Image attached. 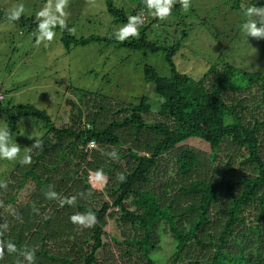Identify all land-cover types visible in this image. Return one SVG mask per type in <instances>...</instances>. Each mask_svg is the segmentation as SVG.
<instances>
[{
    "label": "rangeland",
    "instance_id": "rangeland-1",
    "mask_svg": "<svg viewBox=\"0 0 264 264\" xmlns=\"http://www.w3.org/2000/svg\"><path fill=\"white\" fill-rule=\"evenodd\" d=\"M223 1L226 0H191L187 13L179 12L177 8L180 5L177 2L172 8V14L165 20L158 19L150 29L151 39L157 40L159 45H168L170 42H163L164 39L169 41L172 37L176 40L174 36L177 37L186 30L187 40L183 42L178 56L175 55L173 59L176 58L177 69L193 79H198L207 71L209 64L220 56L218 50L222 48L221 58L226 57V61L238 62L240 67L248 70L253 65L264 67V40L245 37L239 22L243 17L238 12L231 11L229 6L233 4L232 0H229L226 8ZM249 1L251 0H240V5ZM46 2L47 0H0V9L9 12L14 5L22 3L25 7L22 15L34 17L38 21L36 13ZM138 3L139 0H114V5L123 8L128 15L132 9H135L136 15L141 11L136 7ZM66 11L69 13L67 22L74 29L71 33L76 37L115 33L116 29L110 25L111 17L105 11L103 0H69ZM145 12L147 13L146 10ZM209 19L210 23L214 22L213 27L209 26ZM151 23L153 22L148 21L147 17L145 25L150 26ZM228 25L231 26V32ZM202 31L209 33V42H204L205 35ZM215 31L220 32V37L213 42L210 33ZM55 32L56 37L51 43L37 46V30L24 31L16 23L0 19V85L2 92H5L4 106L8 102L14 105H33L45 110L57 127L78 132L79 128H90L87 125L103 129L112 121L120 120L122 113H118V110L137 104L139 97L144 96L149 103L144 106L146 111L142 114L145 123L164 121L155 112L156 96L151 86L143 80L145 65L154 67L161 76L168 75L163 53L143 55L139 51L118 49L114 45L100 43L74 47L67 51L60 42L58 31ZM245 64L249 66L244 67ZM223 96L228 106H233L238 101L241 103L243 109L238 107L237 111L242 122L247 125H252L254 120L262 123L258 139L264 160V96L260 88L254 86V89L243 91L231 89L225 91ZM79 109L80 115L77 112ZM4 126L6 124L0 116V127ZM18 127L19 132L12 137V141L19 144L21 153L32 147L35 139L40 140L42 146L32 149V163L28 165L0 159V182L7 185L0 189V235L9 241L21 242L23 247L36 252L42 250L43 246L46 255L69 260L71 264H81L78 256L87 255L90 243H87L86 238L91 230L73 224L69 217L76 213L84 214L81 208L99 209L104 202L110 205L114 200L113 189L121 181L120 176L129 174L136 165L128 151L137 152L139 157L143 156L150 152V147L159 137L147 130L124 127L114 132L119 138L120 148L96 144L93 151L84 154L80 151L83 149L80 142L67 136L57 146L46 151L45 148L56 140L52 134L43 135L44 128L38 122L22 119ZM179 146L197 151L201 164L207 165V157L212 153L209 144L193 138ZM228 148V145H221L216 156L224 158ZM113 151L116 153L115 157L110 155ZM41 152L43 157L39 160L36 157ZM175 158V151L169 149L158 158L152 171V182L148 188L155 193L161 206L174 197L176 188L181 183ZM101 164L113 171L109 181L106 173L98 167ZM88 166L103 176L98 184L99 189L96 186H85ZM12 168L16 173L10 176ZM30 168L41 181L48 178L44 191L32 177L24 179V173ZM19 185L14 201L9 203V193ZM166 186L171 187L166 189ZM48 192L57 193V198H48ZM72 196L76 197L74 205H61V199ZM34 210L36 213H33ZM45 220H48L46 224ZM260 223H264V216ZM41 232L47 234L44 239ZM102 239L103 246L97 252L95 264H141V259L135 253L128 256L124 254L123 246L115 243L114 239L121 241L115 221L108 223ZM162 240L161 249L151 255L159 263L165 262L170 253L169 240L165 236ZM3 248L0 262L28 264L21 255L22 250L16 247L15 252H9L5 242ZM141 262L145 263L144 260ZM35 264L62 263L35 255Z\"/></svg>",
    "mask_w": 264,
    "mask_h": 264
},
{
    "label": "trees",
    "instance_id": "trees-1",
    "mask_svg": "<svg viewBox=\"0 0 264 264\" xmlns=\"http://www.w3.org/2000/svg\"><path fill=\"white\" fill-rule=\"evenodd\" d=\"M103 1L105 11L111 17L110 25L116 30L127 22L129 16L136 15L135 9L129 15L126 14L123 8L114 5V0ZM232 1L233 4L229 7L232 12H238L243 17L239 20L242 24L246 17L241 10L240 0ZM248 3L262 6L264 0H251ZM223 4L226 8L229 0L223 1ZM136 7L146 10L143 0H139ZM177 9L179 12L183 11L181 7ZM7 13L0 9V19L9 22ZM147 17L153 23L150 26L144 24L140 28L139 38H129L123 43L115 39V33L76 37L67 30L61 31L59 26L54 30L58 31L60 42L67 51L74 47L100 43L114 45L118 49L139 51L143 55L163 53L168 75L161 76L154 67L145 65L143 80L151 86L156 96L155 112L166 122L145 123L142 114L146 111L144 106L148 102L144 96L139 97L137 104L119 109L118 113H122V118L112 121L103 129H97L94 125L88 129L79 128L78 132L70 128L61 129L45 110L30 104L14 105L11 102L4 106L5 98L0 101V116L12 137L19 132L20 120L29 119L40 123L44 128L43 135L52 134L56 140L45 148L46 151L57 146L66 136L79 141L81 146L94 141L102 147L104 144L120 148L119 138L114 132L124 127L147 130L159 137L150 147V152L143 156L139 157L137 152L128 151L136 165L113 189L114 200L110 205L104 202L99 209L81 208L84 213H95L97 220L90 227L91 232L86 238L87 243H90L87 255L78 256L81 264L96 263L97 252L103 246L104 229L110 221H115L120 232L121 241L114 239L115 243L123 246L124 254L131 256L135 253L145 261L143 263L140 260L141 264H264V223H260L264 216V160L258 139L262 123L257 120L252 125L242 122L237 111L238 107L243 109L241 103L238 101L235 105L228 106L223 96L227 90L243 91L254 89V86L260 88L264 96V67L253 65L248 70L240 67L238 62L226 61V57L221 58L224 48H220V56L209 64L207 71L198 79H193L180 72L176 66V58L173 59L175 55L178 56L183 42L187 40L186 30L177 37L174 36L176 40L172 37L169 41L164 39L163 42H170L168 45H159L157 40L151 39L150 32L158 19L150 14ZM207 21L210 27L214 26V22L210 23L211 19ZM13 23L24 31H32L37 30L38 21L34 17L22 15ZM67 25L71 28L70 23L67 22ZM228 26L230 31L231 26ZM199 27L201 28L200 25ZM201 33L205 35L204 42H209V33ZM219 34V31L210 33L213 42L219 39ZM246 66L249 65L245 64L244 67ZM0 92L5 95L2 85ZM77 112L81 114L80 109ZM193 138L209 144L212 149L205 166L201 164L197 151L179 146ZM221 145L229 147L222 159L216 156ZM169 149L175 151V164L181 183L176 188L174 197L161 206L148 186L152 182V171L158 158ZM80 151L82 153L83 149ZM42 157L41 152L36 158L40 160ZM98 167L106 173L109 181L112 169L102 164ZM14 169L10 176L16 173ZM23 177H32L43 191L49 182L48 178L41 181L32 168ZM86 183V188H89L90 185L87 181ZM19 187L20 185L9 193V203L14 201ZM170 187L166 186V189ZM47 222L45 220L44 224ZM40 234L43 239L47 235L45 232ZM164 236L169 240L170 253L165 262L159 263L151 255L161 249ZM0 239L6 244H14L22 251H31L23 247L21 242L9 241L3 235H0ZM41 249L35 251L36 256L71 264L69 260L46 255L43 246Z\"/></svg>",
    "mask_w": 264,
    "mask_h": 264
},
{
    "label": "clouds",
    "instance_id": "clouds-1",
    "mask_svg": "<svg viewBox=\"0 0 264 264\" xmlns=\"http://www.w3.org/2000/svg\"><path fill=\"white\" fill-rule=\"evenodd\" d=\"M177 2L183 12L187 13L190 10L191 0H143L147 13L144 9H142L139 13H137V15L129 16L127 18V22L116 30L114 34L115 39L123 43L129 38H139L140 28L145 24L148 14L155 19L165 20L172 14V8ZM68 5L69 0H47L45 5L36 13L38 23L35 43L37 46L41 43H45L46 45L47 43H51L56 37L54 29L57 26H59L61 31L67 30L69 33L74 31V29L68 28L67 25L69 13L66 9L68 8ZM240 7L243 11V15L246 17L240 25V29L244 36H250L257 40H264V5L257 6V4L244 2L241 3ZM24 11L25 7L22 3L14 5L7 13L8 21H18ZM258 24L259 27L257 26ZM87 127L90 126L87 125ZM91 143L94 145V142ZM41 146V141L35 139L32 147H29L24 153H21V147L19 144L12 141L11 132L8 127H0V159L18 161L22 165H28L32 163V149L40 148ZM110 155L115 157V151H113ZM96 175L99 177L101 173L97 172ZM120 179H124L123 175L120 176ZM0 187L6 188L7 185L5 182H0ZM47 196L50 199H56L58 194L55 192H48ZM75 202V196L60 200L61 205L65 203L74 205ZM69 219L73 224L87 228L93 227L97 223L95 213L91 211L84 214L76 213L70 216ZM7 248L9 252L16 251V246L12 243H8ZM3 252V242L0 241V258L3 257ZM21 255L24 256V259L28 262V264H35V250L29 251L25 249Z\"/></svg>",
    "mask_w": 264,
    "mask_h": 264
},
{
    "label": "built area",
    "instance_id": "built-area-1",
    "mask_svg": "<svg viewBox=\"0 0 264 264\" xmlns=\"http://www.w3.org/2000/svg\"><path fill=\"white\" fill-rule=\"evenodd\" d=\"M4 99V95L0 92V101H2ZM91 142H94V141H89L83 148V153L86 154L88 152H91L93 151L96 147V143L94 142V145L91 143ZM88 170V176H87V182L92 186V187H95L97 189H99V186L98 184L101 183V178H103L102 175H100L99 177L96 175L97 174V171L94 169V168H90L88 166L87 168Z\"/></svg>",
    "mask_w": 264,
    "mask_h": 264
}]
</instances>
